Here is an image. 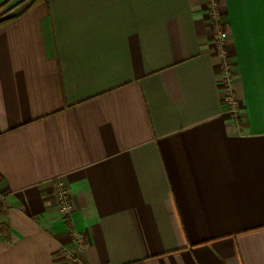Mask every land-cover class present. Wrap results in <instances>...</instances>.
I'll use <instances>...</instances> for the list:
<instances>
[{
  "label": "crops",
  "instance_id": "1",
  "mask_svg": "<svg viewBox=\"0 0 264 264\" xmlns=\"http://www.w3.org/2000/svg\"><path fill=\"white\" fill-rule=\"evenodd\" d=\"M206 3L45 0L0 28V264H264V120L235 6L224 66Z\"/></svg>",
  "mask_w": 264,
  "mask_h": 264
},
{
  "label": "snow or ice",
  "instance_id": "2",
  "mask_svg": "<svg viewBox=\"0 0 264 264\" xmlns=\"http://www.w3.org/2000/svg\"><path fill=\"white\" fill-rule=\"evenodd\" d=\"M249 53L252 114L264 120V0H232Z\"/></svg>",
  "mask_w": 264,
  "mask_h": 264
},
{
  "label": "built area",
  "instance_id": "3",
  "mask_svg": "<svg viewBox=\"0 0 264 264\" xmlns=\"http://www.w3.org/2000/svg\"><path fill=\"white\" fill-rule=\"evenodd\" d=\"M216 1L217 0H207V11H208L209 18L211 19L215 27V31H216L215 43L217 45L218 52L223 59L224 66H226V52L224 49L225 33L221 29V26L219 24L218 13H217V8H216ZM228 76L229 75L227 72L226 77L223 82V91H222L223 102L225 104L227 112H229L230 114H233L236 111L237 103L235 99L233 98ZM55 201L62 215H65L69 212L71 208V204H70L66 190L60 185L57 186V189L55 192ZM76 242L77 243L80 242L79 237H77ZM64 255L68 262L73 263V264H80L77 257L72 252L65 251Z\"/></svg>",
  "mask_w": 264,
  "mask_h": 264
},
{
  "label": "rangeland",
  "instance_id": "4",
  "mask_svg": "<svg viewBox=\"0 0 264 264\" xmlns=\"http://www.w3.org/2000/svg\"><path fill=\"white\" fill-rule=\"evenodd\" d=\"M31 0H10L8 3H6L2 8H0V18L9 17L16 13H18L20 10H22ZM207 1V0H206ZM207 5V3H206ZM0 205L1 208H5L2 203V194L0 193ZM73 264V263H71Z\"/></svg>",
  "mask_w": 264,
  "mask_h": 264
},
{
  "label": "trees",
  "instance_id": "5",
  "mask_svg": "<svg viewBox=\"0 0 264 264\" xmlns=\"http://www.w3.org/2000/svg\"><path fill=\"white\" fill-rule=\"evenodd\" d=\"M10 0H5L4 2L0 3V8H2V6H4L6 3H8ZM45 1V0H31L22 10H20L18 13L9 16V17H4V18H0V28H2L5 24L9 23L10 21H12L13 19L17 18L20 14L24 13L25 11H27L28 9L32 8L33 6H35L36 4ZM4 208H1L0 205V214L3 213Z\"/></svg>",
  "mask_w": 264,
  "mask_h": 264
}]
</instances>
